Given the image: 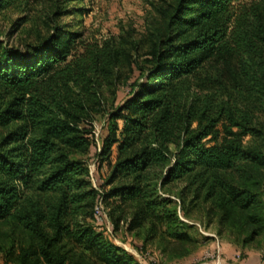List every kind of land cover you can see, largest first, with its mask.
<instances>
[{
	"label": "trees",
	"instance_id": "16d2710c",
	"mask_svg": "<svg viewBox=\"0 0 264 264\" xmlns=\"http://www.w3.org/2000/svg\"><path fill=\"white\" fill-rule=\"evenodd\" d=\"M13 1L0 0V8ZM163 18L134 61L139 74L127 95L106 112L98 158L109 164L112 186L101 196L135 203L133 229L172 219L159 185L199 179L222 209L243 213L251 226L243 242H250L264 229L261 181L247 176L264 169V115L257 116L264 113V0H172ZM73 26L56 22L22 48L0 40V126L19 122L0 137V220L11 218L33 236L17 249L0 247L4 264H92L77 246L101 264H135L89 222L98 192L83 157L95 111L105 108V90L131 53L111 38L87 40ZM235 61L249 96L223 84L222 91L195 89L191 78L205 64L219 69Z\"/></svg>",
	"mask_w": 264,
	"mask_h": 264
},
{
	"label": "rangeland",
	"instance_id": "374dc122",
	"mask_svg": "<svg viewBox=\"0 0 264 264\" xmlns=\"http://www.w3.org/2000/svg\"><path fill=\"white\" fill-rule=\"evenodd\" d=\"M171 1L14 0L0 8V40L7 45L22 48L26 43L37 42L51 33L57 22L74 24V29L82 31L83 37L90 41L111 38L131 53V62L122 64L116 84L105 90V108L95 111L93 143L83 157L89 166L90 183L98 192L96 204L101 205L100 217L94 215L89 222L131 254L135 264H264V229L252 241L243 242L251 229L250 225L245 224L243 213L222 209L220 200L206 196V189L200 185L199 179L192 183L191 178L185 176L162 187L159 185L158 195L170 199L169 207L174 212L172 219L148 220L133 229H129L128 224L135 213V203L119 202L115 198L105 202L101 196L103 191L112 186L106 185L110 166L98 158L102 138L108 132L106 112L111 103L116 105L127 95L130 83L139 74L134 61H141L152 32L162 27L163 11L168 9ZM64 8L66 10H61ZM221 68L205 64L196 74L197 77L191 78L195 89L201 87L204 92L222 91L218 86L223 84L232 94L243 92V95L249 96L252 93L249 91V82L240 73L237 61ZM250 102L258 103L256 94L250 98ZM262 102L264 106V97ZM263 115V112L257 114L260 120H263ZM18 123L13 121L0 126V137ZM248 139L249 136H246L244 141ZM115 152L114 146L112 161L115 160ZM249 175L250 179L261 181L264 199V169L253 168L248 171ZM241 176L238 172L233 174L236 180H242ZM115 205L119 206L111 215ZM118 215L123 220L115 224L114 218ZM173 219H176L175 222ZM181 231L187 233L188 237L175 236V233ZM32 240V234L13 219L0 220V247L14 244L17 249ZM77 247L92 264H101L89 250ZM4 260V252L0 248V264H4Z\"/></svg>",
	"mask_w": 264,
	"mask_h": 264
},
{
	"label": "built area",
	"instance_id": "2783aa9c",
	"mask_svg": "<svg viewBox=\"0 0 264 264\" xmlns=\"http://www.w3.org/2000/svg\"><path fill=\"white\" fill-rule=\"evenodd\" d=\"M94 215L96 218H99L101 215V205L96 204L95 209H94Z\"/></svg>",
	"mask_w": 264,
	"mask_h": 264
}]
</instances>
